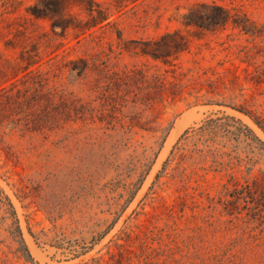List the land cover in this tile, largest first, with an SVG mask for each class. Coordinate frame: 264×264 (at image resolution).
Instances as JSON below:
<instances>
[{"label":"rangeland","instance_id":"374dc122","mask_svg":"<svg viewBox=\"0 0 264 264\" xmlns=\"http://www.w3.org/2000/svg\"><path fill=\"white\" fill-rule=\"evenodd\" d=\"M37 1L0 0V66L31 42L42 49L48 37L54 47L62 43L55 80L81 98L87 119L25 134L11 101L2 146L14 156L0 147V264H264L255 201L228 206L234 198L224 190L264 177V131L239 110L264 119V0H97L115 24L94 36L54 35L48 20L28 13ZM198 2L246 14L256 33L233 24L216 31L182 25ZM114 27L125 40L179 31L188 49L169 64L121 52ZM77 57L100 58L107 77L63 67ZM172 69L187 74L188 86L175 94L143 78ZM17 78L4 83L11 95ZM110 93L121 105L113 117L102 114ZM211 119L216 132L201 137L198 129ZM17 224L33 259L19 249Z\"/></svg>","mask_w":264,"mask_h":264},{"label":"trees","instance_id":"16d2710c","mask_svg":"<svg viewBox=\"0 0 264 264\" xmlns=\"http://www.w3.org/2000/svg\"><path fill=\"white\" fill-rule=\"evenodd\" d=\"M136 1L138 0H115L119 6ZM28 13L36 20H48L51 31L58 36H65L70 30L75 31L78 35L94 36L98 30L112 27L115 24L114 21L110 20L112 14L109 8L97 0H38L28 8ZM180 22L186 27L196 26L210 31L224 29L229 24H233L234 27L245 33H256V24L246 14L232 13L227 7L215 2L195 3L188 12L183 14ZM114 28L117 34V45L121 52L149 56L169 64L172 56L188 49L187 40L179 31L165 32L147 40H125L122 30ZM48 34V31H45L43 36L48 37ZM52 43V39L48 37L42 49L39 40L31 42L30 45L22 47L16 60L7 61L0 66V147L4 138V118L11 101H13L18 114L15 125L25 134L48 135L51 132L64 129L71 121L87 119L81 98L69 91L61 80H55L58 77L57 71L61 70V65L56 61L59 56L57 50L63 44L54 47ZM7 45L14 47L12 42H8ZM45 58H48L47 63L53 61L50 69L43 67ZM98 61H100L98 57H94L92 61L87 57H77L66 61L63 67H67L79 77H87L89 72L97 71L98 75L106 78L107 65ZM51 73L53 74L51 75ZM170 74L173 79H170ZM9 75L18 77L14 83L15 95H11V89L4 85ZM186 75L185 72L172 69L152 75L143 73V78L150 87L156 83L159 85L160 92L172 91L175 94V91H182L184 87L188 86L184 82ZM126 76H129L128 73ZM108 98L111 101L106 99L102 114L113 117L112 115L120 110L121 105L113 94L110 93ZM242 109L239 108L240 111L250 115L264 131V119ZM211 122L214 120L211 119L198 129L201 137L211 136L216 132L217 124L213 125ZM249 131L252 130L249 129ZM253 136L256 138V135ZM208 139L210 140V138ZM261 143L264 145L262 141ZM2 147L7 148L8 156H14L10 147ZM263 183L264 177H257L252 183L247 182L236 187L233 191L224 187L226 193L228 192L234 198V200H228L226 204L229 206L238 200H242L247 205L255 201L256 206L253 208L255 213L252 217L264 221V209L261 207L264 206V202H262L264 196ZM9 205V211L18 223L16 211L10 202ZM12 233L20 237L18 240L19 249L28 259H33L22 238V231L18 224ZM120 253L123 256V252L120 251ZM115 256V253L110 252L112 260Z\"/></svg>","mask_w":264,"mask_h":264},{"label":"bare ground","instance_id":"6f19581e","mask_svg":"<svg viewBox=\"0 0 264 264\" xmlns=\"http://www.w3.org/2000/svg\"><path fill=\"white\" fill-rule=\"evenodd\" d=\"M183 123H184V120L179 121V122L177 123V128H175V129L172 131V133H171V135H170V137H169V140H168V144H169V142H171V141L174 139V137L179 133V131H180L181 128H182Z\"/></svg>","mask_w":264,"mask_h":264}]
</instances>
